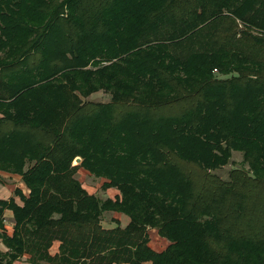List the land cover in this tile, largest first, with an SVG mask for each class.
<instances>
[{
  "label": "trees",
  "instance_id": "16d2710c",
  "mask_svg": "<svg viewBox=\"0 0 264 264\" xmlns=\"http://www.w3.org/2000/svg\"><path fill=\"white\" fill-rule=\"evenodd\" d=\"M0 115V264H264V0H0Z\"/></svg>",
  "mask_w": 264,
  "mask_h": 264
},
{
  "label": "crops",
  "instance_id": "0c3cea01",
  "mask_svg": "<svg viewBox=\"0 0 264 264\" xmlns=\"http://www.w3.org/2000/svg\"><path fill=\"white\" fill-rule=\"evenodd\" d=\"M77 174L80 175L78 179L82 183V186L90 193H93V192L96 193L95 190L97 188L99 189L102 188L101 185L105 181V179H100L98 181L91 180V185H86L83 183L84 181L83 179L89 176L88 173L83 168L79 167L77 170ZM94 183H96L95 188L94 186H92ZM15 189H18L23 195H26L28 192V189L25 187L24 183L22 182L20 175L4 172L0 170V199H9L12 197L14 198V201L18 205H21L22 202H21L20 197L18 195H14ZM102 192H103V196H107V197L109 196V198H114L119 195V191L113 187H108L104 189ZM128 220H129V217L126 216L125 214L113 212L109 222L101 221V223L106 228H112V227H115L116 225L125 226L128 223ZM3 224H4V229L6 230V232L8 234H11L12 229H13L14 220L12 218V211L9 209H5L3 212ZM165 241L162 240V242H164V244L166 245L167 241L166 243ZM58 246H59V241L57 240L53 241L51 247L49 248V253L51 255L57 253ZM6 250L7 248L5 247V245L3 244L0 238V251L4 252ZM28 257H29L28 254H24L19 259L14 260L11 264H32L29 262ZM121 264H126V263H121ZM142 264H151V263L149 261H145Z\"/></svg>",
  "mask_w": 264,
  "mask_h": 264
},
{
  "label": "rangeland",
  "instance_id": "374dc122",
  "mask_svg": "<svg viewBox=\"0 0 264 264\" xmlns=\"http://www.w3.org/2000/svg\"><path fill=\"white\" fill-rule=\"evenodd\" d=\"M109 97L106 93L102 92V91H97V92H94L92 93L91 95H89L88 97L85 98V100H91V101H108ZM77 158V157H76ZM241 159H242V156H241V153L238 152V151H233L232 154H231V157L229 159V162L218 168V169H215L213 172L216 173L217 175H219L222 179H225V180H228V171L234 167H243V164L241 162ZM80 162V161H79ZM79 162H76V160L74 159L72 164H78ZM81 167V166H78V168ZM245 167V166H244ZM78 170V169H77ZM85 170V169H84ZM87 172V170H85ZM88 173V172H87ZM88 177H86L85 179H83V183L86 184V185H91V180H100V179H104V178H101V177H94L93 175L89 174L88 173ZM80 175L77 174V171H76V174H75V177L78 179ZM79 180V179H78ZM94 181V182H96ZM106 181V180H105ZM82 184V183H81ZM92 186H94V188L96 187V183H94ZM26 187V186H25ZM102 187V185H101ZM108 188V187H107ZM115 188V187H113ZM106 189V188H97L95 192L93 193H90L88 192L86 189V191L89 193V194H93L95 196H97L98 198L104 200V199H107L109 198V196H103V190ZM117 189V188H115ZM28 194V192H27ZM26 194V195H27ZM15 195V194H14ZM103 196V197H102ZM119 196V195H118ZM115 198V197H114ZM114 198H110V199H114ZM113 212H117V211H113V210H108V211H105L103 212V214L101 215V221L103 222H109L110 219H111V215L113 214ZM117 213H121V212H117ZM124 214V213H122ZM126 215V214H125ZM127 216V215H126ZM13 218V216H12ZM14 220V219H13ZM129 222V220H128ZM101 226L103 228H106L102 225V223L100 222ZM120 227H124V226H120ZM147 231H148V235H149V245L152 249H154L155 251H161L165 248V244L163 241H165V239H162V237L159 236V234L157 233V230L153 227V228H150L148 227L147 228ZM166 243V241H165ZM168 243V242H167ZM127 264V263H126Z\"/></svg>",
  "mask_w": 264,
  "mask_h": 264
},
{
  "label": "water",
  "instance_id": "95a60500",
  "mask_svg": "<svg viewBox=\"0 0 264 264\" xmlns=\"http://www.w3.org/2000/svg\"><path fill=\"white\" fill-rule=\"evenodd\" d=\"M75 160H76V162H79L80 158H79V157H77V158H75Z\"/></svg>",
  "mask_w": 264,
  "mask_h": 264
},
{
  "label": "built area",
  "instance_id": "2783aa9c",
  "mask_svg": "<svg viewBox=\"0 0 264 264\" xmlns=\"http://www.w3.org/2000/svg\"><path fill=\"white\" fill-rule=\"evenodd\" d=\"M215 70V69H214Z\"/></svg>",
  "mask_w": 264,
  "mask_h": 264
}]
</instances>
